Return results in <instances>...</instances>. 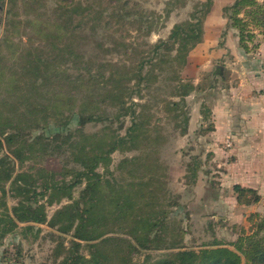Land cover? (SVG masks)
<instances>
[{"label":"rangeland","instance_id":"374dc122","mask_svg":"<svg viewBox=\"0 0 264 264\" xmlns=\"http://www.w3.org/2000/svg\"><path fill=\"white\" fill-rule=\"evenodd\" d=\"M205 1L130 0L136 5L132 18L137 21L126 26L130 30L128 39L151 46L168 40L176 25L196 24L194 15L201 16V4ZM235 1L214 0L204 21V36L210 35L215 46L199 52L200 43L179 56L180 42L174 40L170 49L162 50V61L154 75L141 82L140 92L134 96V110L140 115L136 121L142 124L136 139L125 149L113 152L109 162L97 168L103 184L94 220H103L106 234L102 238L78 241L73 237L74 230L64 233L61 225L51 224L60 210L81 197L86 181L73 188L70 196L65 195L69 190H64L52 202L51 190L37 196L46 209L45 223H18L12 231H6L9 228L6 221L13 216V208L20 200L13 181L20 173L31 174L39 182L38 192H43L39 184L48 177V172L54 173V179L70 182L79 166L74 161V152L90 155L103 152L114 132L120 136L127 134L134 122L132 116L122 118V127L120 121L112 127L102 122L88 124L81 134H75L73 140H78L75 148L67 143L60 145V142L50 146L38 143L32 149L26 147L23 161L15 159L7 147L0 152V160H4L8 170H13L11 180L0 181V264H61L73 241L81 244L79 253L90 259L92 243L117 238L135 244L130 234L134 226L131 220L163 211L169 212L171 220L161 232L169 243L156 241L150 249L137 248L126 262L123 258L128 251L127 244H107L98 252L102 253L101 258H106L103 264H155L165 260L169 254L180 251V248H168L176 240L174 236L180 234L179 229L184 234L180 245L183 250L199 253L205 249H227L240 257L241 264H251L252 247L264 249V149L260 150L264 142L257 141L254 126L242 121L251 114V103L245 100L250 102L252 95H259L254 93L257 86L264 95L263 82L257 83L259 79L264 81V0H255L254 6L238 15L242 28L230 26L224 13V8ZM57 6L55 0H0V128L11 124L13 129H27L51 111L58 99L72 98L67 80L48 79L53 67L50 65L47 70V60L56 53L61 54V60L64 55L69 60L74 51L81 62L85 61L90 50L86 34L92 32L88 27L74 30V26H70L71 32L66 30L65 37L54 39L51 34L55 29L46 19ZM150 25L151 34L147 36ZM140 28L143 29L139 31ZM99 32L102 34L103 30ZM142 53L148 55L149 47L142 46L141 56ZM208 55L212 56L211 60ZM106 58L128 64L133 61L138 64L139 60L116 53ZM204 58L208 61L203 62ZM62 64L70 75L84 72V64L78 66L79 69L72 61ZM32 67L34 71L26 72ZM149 67L146 64L145 77ZM43 73L47 78H40ZM177 77L191 82L195 88L185 98L182 110L172 105L181 102ZM133 84L137 85V80ZM80 90L81 93L77 92L81 100H76L75 106L90 108L96 102V106L108 112L116 111V107L102 105L94 97L95 92L101 91L99 87L93 89V84L87 83ZM31 105L37 107L31 113L42 112L30 115L26 110ZM75 106L68 107L64 115H71L73 108L78 110ZM197 109L201 116L198 129L184 133L185 117L181 111L190 116ZM50 124L45 131L26 130L25 138L42 132L50 137L61 131L55 120ZM79 128L78 119L74 117L69 130ZM244 130L250 131L252 139H246V132L242 134ZM20 142L21 138L15 145L19 146ZM236 186L254 192L239 197ZM114 187L119 188L118 193L113 192ZM125 196L132 198L117 214L131 219L129 222L116 220L119 216L112 215L117 205L126 202ZM256 196H259L258 202H254ZM112 220L114 224L109 225ZM29 226L33 227L26 230Z\"/></svg>","mask_w":264,"mask_h":264},{"label":"trees","instance_id":"16d2710c","mask_svg":"<svg viewBox=\"0 0 264 264\" xmlns=\"http://www.w3.org/2000/svg\"><path fill=\"white\" fill-rule=\"evenodd\" d=\"M55 1L58 6L55 12L46 19L48 20L46 23L53 26L55 29L51 34L52 37H54V39L65 37L66 30L71 32L70 26H74V30L76 27H88V30L92 33L90 34L87 32L86 34V39L88 40L90 48L86 56L87 59L81 62V58L72 51L69 60L66 59L65 55L61 60V54L59 53H56L55 56L52 55L49 58L50 60H47V70H50V65L53 67L48 79L54 77L57 80H67L71 88L70 97L72 98L70 100L58 99L51 111L49 110L41 119H36L34 125L29 126L27 129L16 127L13 129L11 124H4L1 126L0 152L7 147L8 151L15 159L23 161L26 159L25 149H32L33 146L38 143H44L50 146L55 142H60V145L67 143L75 148L78 144V140H73L75 134H81L83 129L90 123H109V126L112 127L113 123L120 121L122 127V118L126 116H132L134 122L125 136L117 135L116 132H114L103 152L92 155L89 153L84 154V152H74V161L77 162L79 166L70 182L54 179V173L48 172V177L44 179L42 184H39V187L43 188V192H38L36 187L39 182L33 175L25 172L18 174L13 181V185L16 196L20 197V200L18 205L13 208V216H9L6 221L9 224V228L6 231H12L17 227L18 223H45L48 219L46 209L43 204L38 202L37 196L44 195L47 191L51 190L52 202L55 199L54 197L64 190H69V193L65 192V195L70 196V192L73 188L86 181L87 187L83 191L81 197L75 200L71 205L66 206L65 209L63 208V210H60L51 224L52 226L61 225L60 229L64 233L74 230L73 237L75 240L90 242L98 240L106 234L104 231L105 228H102L103 220L101 218L94 220L99 209V194L102 192L100 187L103 184V178L97 172V168L100 164H107L113 152L119 149H125L128 144L133 143L136 139L138 135L136 133L140 130L142 124L136 121L140 119V115L134 110V96L140 92L141 82L154 75L155 69H157L160 61H162L161 56H163L164 53L162 50L170 49L172 41L175 40L176 42H180L178 47L179 56L184 53L186 54L198 44L202 43L205 33L203 24L212 10L214 0H206L201 4V16L198 17L197 14L194 15V18L197 19L196 24L194 22H186L176 25L168 40H163L154 46L144 41L135 43L128 39L130 30H128L126 26L137 21H134L132 18V11H134L136 5H132L130 0ZM255 4V0H236L231 6H226L224 8V13L230 22V26L242 28V21L238 18V15L247 7L254 6ZM8 12L10 14L11 10ZM151 27L150 25L147 29V36L151 34ZM142 29L143 28H140L139 31ZM100 30H103L102 34L99 32ZM73 38L74 36L71 34V40H73ZM241 43H244L243 37ZM142 46L149 47L148 55L142 53L141 56L140 48ZM243 47L246 48L247 46ZM115 53L121 57L132 60L137 58L139 59L137 60L138 64L134 61L130 64L123 61L113 62L106 58L110 54ZM70 61H72L76 68L84 64V72H78L72 75L68 74L66 70H63L62 63L67 62V64H69ZM146 64L150 65V67L148 75L145 77L143 71L146 69ZM34 70L35 68L32 67L26 72ZM41 77H44V73L40 75V78ZM176 79L178 81V85L176 86L178 89L177 94L181 98V102H173L172 105L177 109H181V105L185 104V98L195 90V88L191 82H186L182 78L180 79V77ZM134 80H137V85L133 84ZM87 83L93 84V89L99 87L101 91L98 93L95 92L94 97L98 98V101H101L102 105L107 104L116 107V111L113 113L108 112L107 109L96 106V102H94L90 108L85 107V105L75 106L76 100H81V98H79L80 94H78L77 91L81 93V87ZM71 106L79 108L78 110L69 108L72 109L70 110L72 114L65 116L64 114L68 111L67 108ZM34 109H37V107L31 105L26 112L30 115H38L42 112V110H39L38 112L31 113L30 111ZM181 113L185 117L184 124L186 126L184 133H186L189 128L190 116L187 112L184 113L181 111ZM74 117H77L80 128L70 131L69 127ZM51 120H55V125L61 128V131L57 132L55 136L49 137L45 132H42V134L36 136L31 135L29 138H25L26 130L28 132L30 129L36 128V130L41 129L45 131L50 127ZM10 129L11 131H8ZM20 138L22 142H20L19 146H16V140ZM5 164L4 160L1 159L0 181H4L3 179H12L13 170L12 168L8 170ZM235 190L239 197H242L246 192H254L252 189L243 188L241 186H236ZM113 192L118 193L119 188L114 187ZM131 198L132 196H125L124 199L126 202L117 205V211L112 214L119 216L115 218L116 220H122L124 222H129L131 220L120 218L123 216L117 214L122 205H127V201ZM114 199L116 200V198ZM259 200V196L254 198V202H258ZM131 222L134 223V226L130 234L135 244L117 238L105 239L100 244L92 243L90 246L91 258L88 259L79 253L81 244L78 241H73L70 252L61 264H103L106 258H101L103 256L102 253L98 254V252L107 244H127L128 251L123 258L126 262L130 253L136 251L137 248L150 249L152 244L156 241H160V243L164 244L169 243L166 236H162L161 234L171 223L169 212L163 211L152 216L146 215L136 217L131 220ZM113 224L114 220L109 223V225ZM32 227L33 226H29L26 230ZM179 233L181 235L174 236L176 240H173L168 248H180V251L169 254L168 258L156 262L155 264H241L240 257L227 249H205L199 253L193 250H183V247L181 248L180 245L183 243L182 240L184 237H182V235L184 236V234L181 229H179ZM177 237H179V239ZM250 260L251 264H264V249L259 250L257 246L252 247Z\"/></svg>","mask_w":264,"mask_h":264},{"label":"crops","instance_id":"0c3cea01","mask_svg":"<svg viewBox=\"0 0 264 264\" xmlns=\"http://www.w3.org/2000/svg\"><path fill=\"white\" fill-rule=\"evenodd\" d=\"M210 38H211L210 35H207V33H206L204 36V42H202L200 44L199 52L202 51L203 49L210 50L213 46H215V42L211 43ZM208 56H209V60H211L212 56H210V55H208ZM202 61L203 62L208 61V58H204ZM261 82H263L262 85H264V81H262L261 79H259L257 83H261ZM259 85H261V84H259ZM256 89H257L256 92L254 91V88H252V91H254V93H257L259 95H257L256 97L252 95V97H251L252 99L250 102L248 99L245 100L246 103H251L250 109H249V112L251 114L247 115L246 120L245 121L243 120L242 123L243 124H249L251 127L254 126L255 130H256L257 141L264 142V95L261 94L262 90H261L260 86H257ZM248 106H249V104H248ZM200 118H201L200 110H198V109L194 110V112H192V114L190 115V123H189L188 131L193 132L196 129H198V126L200 124ZM245 132H246V136H248V137H246V139L247 140L249 138L252 139V137L249 136L250 131L244 130V133H242V134H245ZM261 149H264L263 144H261L260 150ZM257 151H259V150H257Z\"/></svg>","mask_w":264,"mask_h":264}]
</instances>
